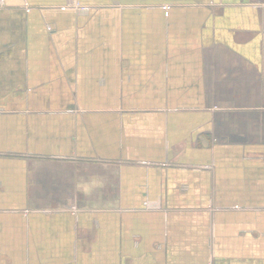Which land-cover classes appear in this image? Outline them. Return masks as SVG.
<instances>
[{
  "label": "crops",
  "instance_id": "0c3cea01",
  "mask_svg": "<svg viewBox=\"0 0 264 264\" xmlns=\"http://www.w3.org/2000/svg\"><path fill=\"white\" fill-rule=\"evenodd\" d=\"M1 1L0 264H264V0Z\"/></svg>",
  "mask_w": 264,
  "mask_h": 264
},
{
  "label": "built area",
  "instance_id": "2783aa9c",
  "mask_svg": "<svg viewBox=\"0 0 264 264\" xmlns=\"http://www.w3.org/2000/svg\"><path fill=\"white\" fill-rule=\"evenodd\" d=\"M2 4H3V1L0 0V6H1ZM72 6L76 7L77 9H81V10H85V9H86V7L81 6V5H79L78 3H76V4L72 5Z\"/></svg>",
  "mask_w": 264,
  "mask_h": 264
},
{
  "label": "rangeland",
  "instance_id": "374dc122",
  "mask_svg": "<svg viewBox=\"0 0 264 264\" xmlns=\"http://www.w3.org/2000/svg\"><path fill=\"white\" fill-rule=\"evenodd\" d=\"M76 3H78V2H77V1L75 2V1H74L73 5L76 4ZM79 5H80V4H79Z\"/></svg>",
  "mask_w": 264,
  "mask_h": 264
}]
</instances>
